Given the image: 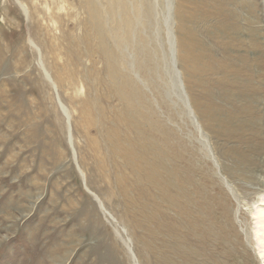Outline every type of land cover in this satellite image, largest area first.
I'll return each instance as SVG.
<instances>
[{"label": "rangeland", "instance_id": "374dc122", "mask_svg": "<svg viewBox=\"0 0 264 264\" xmlns=\"http://www.w3.org/2000/svg\"><path fill=\"white\" fill-rule=\"evenodd\" d=\"M91 1L0 0V264H134L129 245L139 264H264L252 215L264 197V0H220L226 10L194 29L205 98L178 64L215 159L165 65L157 73L142 51L149 32L102 43ZM116 139L133 157L125 169Z\"/></svg>", "mask_w": 264, "mask_h": 264}, {"label": "bare ground", "instance_id": "6f19581e", "mask_svg": "<svg viewBox=\"0 0 264 264\" xmlns=\"http://www.w3.org/2000/svg\"><path fill=\"white\" fill-rule=\"evenodd\" d=\"M56 1V0H55ZM94 0L91 3L90 10L92 11V16L94 17V20L97 23L98 27V34L101 38L102 43L105 42L106 39H110L115 41V44L117 46H121L123 44H128V38L132 36L138 35V28L141 25L144 30V32H149L147 35H142L139 38V42L141 43V49L144 52V54L147 56V58H150L155 62L154 69L156 72L159 69V66L163 64L165 71L167 72L169 76V80L171 82L173 92L176 93L177 98L184 104L186 111L191 118L193 124L195 125L197 131L204 139V142L206 144L205 147H207V150L209 151L211 157L213 159L214 155L212 153V150L210 148V145L208 144V139L206 137V134L203 130V127L201 123L198 120V117L195 113V110L191 104L189 94L186 89L185 81L183 79V72L182 69L179 68L178 64L179 61L181 62L182 66L185 69V73L189 79V82L191 83V88L193 91L198 92L199 94H205L203 91L202 78H201V72H202V66L206 65V62L201 64L200 58L203 57L201 54L197 52L202 45L198 37L195 36V33H197L196 27L201 25L202 22L217 18L216 16L222 12V10H226V5L223 1L220 0H126V3L123 2V0H119L115 3H110L108 11L101 10L100 3ZM228 1V0H227ZM110 2V1H109ZM57 3V2H56ZM129 3V7H128ZM83 4V3H82ZM84 5V4H83ZM108 6V5H107ZM81 7V6H80ZM85 7V6H84ZM122 8V11L124 13V19L121 18L120 10ZM49 9V8H48ZM229 9V7H228ZM86 12V11H85ZM234 14V13H233ZM77 15V14H76ZM66 16V15H65ZM89 16V15H88ZM68 17V16H67ZM90 17V16H89ZM87 18V17H86ZM80 19V18H79ZM39 20V19H38ZM113 21L117 24V29H109L106 27V31L104 32V25H108V21ZM215 21V20H214ZM71 22V21H70ZM94 22V21H93ZM207 22V23H208ZM181 23V24H180ZM206 23V22H205ZM66 24V23H65ZM94 24V23H93ZM204 24V23H203ZM214 24V23H213ZM62 25V24H61ZM90 25V24H89ZM80 26V25H79ZM209 26V25H208ZM224 26V25H223ZM91 27V26H89ZM204 27V25H203ZM45 28V27H44ZM51 28V26H50ZM113 28V27H112ZM213 28V27H212ZM222 28V27H221ZM85 29V28H84ZM140 29V28H139ZM195 29V30H194ZM202 29V28H201ZM38 30V29H37ZM49 30V29H48ZM81 30V29H80ZM91 30V29H90ZM97 30V29H96ZM120 30L121 32H118ZM206 29H204L205 31ZM46 31V29H45ZM89 31V30H88ZM108 31V32H107ZM199 31V30H198ZM209 31V30H208ZM224 31V28L223 30ZM226 31V28H225ZM50 32V31H49ZM207 32V31H206ZM88 32H86L87 34ZM91 33V32H90ZM121 33V34H120ZM211 33V32H210ZM236 33V32H235ZM234 33V34H235ZM38 34V33H37ZM45 34V33H44ZM47 34V33H46ZM199 34V33H198ZM88 35V34H87ZM86 35V36H87ZM91 35V34H90ZM89 35V36H90ZM96 35V34H95ZM214 35V34H213ZM233 35V34H232ZM75 36V35H74ZM84 36V35H83ZM81 36V37H83ZM85 36V37H86ZM140 36V35H139ZM224 36V35H223ZM48 37V36H47ZM78 37V36H77ZM238 37V36H237ZM79 38V37H78ZM97 38V35H96ZM230 38V37H229ZM59 39V38H58ZM64 39V38H63ZM90 39V37L88 38ZM137 39V38H136ZM57 40V39H56ZM78 40V39H77ZM85 40V39H83ZM82 40V41H83ZM134 40V39H133ZM138 40V39H137ZM49 41V40H48ZM216 41V40H215ZM87 42V41H86ZM97 42V41H96ZM34 44V43H33ZM92 44V43H91ZM88 45V44H87ZM109 45V44H108ZM96 46V45H95ZM93 47V46H92ZM207 47V46H205ZM80 48V47H79ZM97 48V47H95ZM204 47H201V49ZM94 49V48H93ZM140 49V48H139ZM96 50V49H95ZM94 50V52H95ZM205 50H208L205 48ZM202 49L203 52H208ZM89 51V50H88ZM201 51V50H199ZM69 52V51H68ZM83 52V51H82ZM90 52V51H89ZM93 52V51H92ZM66 53V52H65ZM88 53V52H87ZM86 54V53H85ZM83 55V54H82ZM92 55V54H91ZM98 55V54H97ZM130 55V54H129ZM201 55V56H200ZM78 57V56H77ZM84 58V57H83ZM68 59V58H67ZM82 59V58H81ZM80 59V60H81ZM95 59V58H94ZM146 59V58H145ZM144 59V60H145ZM203 59V58H202ZM71 60V59H70ZM151 60V61H152ZM113 61V60H111ZM110 61V62H111ZM126 61V60H125ZM150 61V60H149ZM148 61V63H149ZM81 62V61H80ZM93 62V61H92ZM95 62V61H94ZM130 62V61H129ZM132 62V61H131ZM162 62V64H160ZM203 62V61H202ZM208 62V61H207ZM68 63V62H67ZM97 63V62H95ZM151 63V62H150ZM57 64V63H56ZM60 64V62H59ZM113 64V63H112ZM160 64V65H159ZM209 64V63H208ZM87 65V64H86ZM92 65V64H91ZM96 65V64H95ZM112 66V65H110ZM152 66V65H151ZM150 66V67H151ZM211 66V65H210ZM70 67V66H69ZM96 67V66H95ZM166 67V68H165ZM126 68V67H125ZM129 68V67H128ZM153 68V67H151ZM59 69V68H58ZM106 69V68H105ZM111 69V68H110ZM209 69V68H208ZM213 70V68H211ZM62 70V69H61ZM75 70V68H74ZM204 70V69H203ZM60 71V70H59ZM152 72V70H150ZM218 71V70H217ZM66 72V71H65ZM71 72V71H70ZM88 72V71H87ZM208 72V71H207ZM83 73V72H82ZM124 73V72H123ZM122 73V74H123ZM158 73V72H157ZM68 74V73H67ZM166 74V75H167ZM206 74V73H205ZM73 75V74H72ZM84 75V74H83ZM125 75V74H124ZM123 75V76H124ZM167 76V77H168ZM205 76V75H204ZM47 77L50 79V82L53 83L54 88H58V86L53 82L49 74ZM88 77V76H87ZM208 77V76H207ZM204 78V77H203ZM73 79V78H72ZM194 79V80H193ZM205 80V79H204ZM59 82V81H58ZM70 82V81H69ZM99 82V81H98ZM211 82V81H210ZM68 83V82H67ZM77 83V82H76ZM123 83V82H122ZM215 83V82H214ZM206 84V82H205ZM204 84V85H205ZM111 85V84H110ZM126 85V84H125ZM129 85V84H128ZM208 85V83H207ZM63 86V85H62ZM100 86V85H99ZM130 86V85H129ZM85 87V86H84ZM126 87V86H125ZM103 88V87H102ZM72 89V88H70ZM106 89V88H105ZM119 89V88H117ZM128 89V88H127ZM66 90V89H65ZM64 90V91H65ZM121 90V89H120ZM207 90V89H206ZM209 90V89H208ZM75 91V90H74ZM110 91V90H109ZM129 91V90H128ZM120 92V91H119ZM211 92V91H210ZM212 93V92H211ZM207 95V94H206ZM210 95V94H208ZM240 95V94H239ZM212 95H210L211 97ZM255 96H257L255 94ZM254 96V98H255ZM201 97V96H200ZM199 97V98H200ZM203 97V96H202ZM207 97V96H206ZM106 98V97H105ZM205 98V95H204ZM203 98V101H204ZM253 98V97H251ZM253 98V99H254ZM257 98V97H256ZM208 99V98H207ZM248 99V98H247ZM259 99V98H258ZM57 100L64 112V114L67 117V123H68V138L71 141L72 133H71V122H70V115L68 113V108H66L65 104L62 102V100L59 97H57ZM249 100V99H248ZM198 100L199 108H201L204 111V115L207 117H212L209 110L205 105H203ZM250 101V100H249ZM254 101V100H253ZM120 102V101H119ZM197 102V101H196ZM256 102V101H255ZM83 103V100H82ZM85 103V102H84ZM117 103V102H116ZM125 103V102H124ZM252 103V102H251ZM84 105V104H83ZM115 105V104H114ZM94 106V105H93ZM210 108H212L211 104H209ZM84 107V106H82ZM95 107V106H94ZM108 108V107H107ZM214 108V107H213ZM122 109V108H121ZM138 109V108H137ZM243 109V108H242ZM100 110V109H99ZM201 110V111H202ZM207 110V112L205 111ZM215 110V109H214ZM202 111V112H203ZM218 111V110H217ZM89 112V110L87 111ZM127 113V112H126ZM136 115V114H135ZM216 114L214 113V116ZM218 115V114H217ZM89 117V116H88ZM122 116L115 117L116 122H122ZM139 118V117H138ZM214 117H212L213 119ZM216 118L213 119L217 122ZM220 118V117H219ZM232 118V117H231ZM110 119V118H109ZM108 119V120H109ZM210 119V118H209ZM211 119V120H212ZM135 121V120H134ZM219 121V120H218ZM233 121V118L230 120ZM136 122V121H135ZM147 122V121H146ZM253 122V121H252ZM87 123V121H86ZM88 124V123H87ZM217 124V123H216ZM245 125V124H244ZM243 125V126H244ZM210 126V125H209ZM221 126V125H220ZM242 126V127H243ZM256 126V125H255ZM139 124H135L131 126L130 134H133L134 136L131 137L130 141L135 142L136 144L141 145L143 147L142 149L140 146L138 148L140 149L138 152L139 155H144L146 147L143 142V140L140 137V132L138 130ZM241 127V128H242ZM246 127V126H245ZM258 127V126H257ZM261 127V126H260ZM238 128V127H237ZM100 129V128H99ZM244 129V128H243ZM233 130V128H232ZM242 130V129H241ZM237 129L234 130L236 132ZM239 131V130H238ZM86 132V131H85ZM101 132V131H100ZM240 132V131H239ZM242 132V131H241ZM88 133V132H87ZM127 133V132H126ZM125 133V134H126ZM221 133V132H220ZM237 133V132H236ZM235 134V133H234ZM232 134V135H234ZM231 135V134H230ZM237 135V134H235ZM234 135V136H235ZM131 136V135H130ZM129 138V136H127ZM73 140V139H72ZM117 140V139H116ZM93 142V141H92ZM113 142V143H112ZM71 144V143H70ZM128 144V143H127ZM111 150L115 149H123V151H120V158L123 160L122 163L115 162V168H127L126 166H129V161L132 160V155L129 147H125L122 145V143H119V141H110L109 145ZM135 146V145H134ZM131 147V145H130ZM97 150V149H96ZM95 154V153H94ZM96 155V154H95ZM97 158V156H96ZM150 158V157H149ZM131 159V160H130ZM133 163V162H132ZM159 164V163H158ZM160 165V164H159ZM100 166V163H99ZM106 168V167H105ZM154 168V167H153ZM152 168V169H153ZM151 169V168H150ZM155 169V168H154ZM135 170V169H134ZM82 171V170H81ZM125 172V171H124ZM133 172V171H132ZM139 172V171H138ZM154 173V172H153ZM156 173V172H155ZM83 174V173H82ZM160 180V179H159ZM161 181V180H160ZM228 184V182H226ZM232 185L229 184V189L233 191ZM89 192L96 198V200L100 203V207L104 211V213L108 216H110V212H108L105 209L104 203L101 200V198L88 186H86ZM235 192V191H234ZM263 202L261 205L257 206L256 209L252 212L253 220L254 222V238L257 244V255L260 258V260L264 263V197L261 199ZM236 217L238 219L239 217V209L236 211ZM238 222L240 223V226L242 225V230H245L243 227V222L241 219H238ZM129 252L132 256V259L134 261V264H139L137 257L129 245L128 247Z\"/></svg>", "mask_w": 264, "mask_h": 264}]
</instances>
